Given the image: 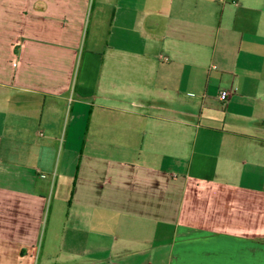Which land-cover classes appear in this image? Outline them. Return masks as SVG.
Masks as SVG:
<instances>
[{
    "label": "crops",
    "instance_id": "1",
    "mask_svg": "<svg viewBox=\"0 0 264 264\" xmlns=\"http://www.w3.org/2000/svg\"><path fill=\"white\" fill-rule=\"evenodd\" d=\"M0 264H264V0H0Z\"/></svg>",
    "mask_w": 264,
    "mask_h": 264
},
{
    "label": "built area",
    "instance_id": "2",
    "mask_svg": "<svg viewBox=\"0 0 264 264\" xmlns=\"http://www.w3.org/2000/svg\"><path fill=\"white\" fill-rule=\"evenodd\" d=\"M229 95V92L227 90H222L219 94V97L222 99V100H225Z\"/></svg>",
    "mask_w": 264,
    "mask_h": 264
}]
</instances>
